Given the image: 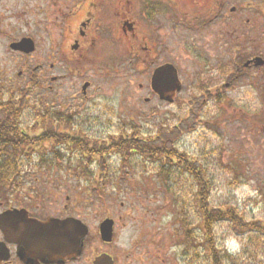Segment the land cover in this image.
I'll use <instances>...</instances> for the list:
<instances>
[{
  "label": "rangeland",
  "instance_id": "1",
  "mask_svg": "<svg viewBox=\"0 0 264 264\" xmlns=\"http://www.w3.org/2000/svg\"><path fill=\"white\" fill-rule=\"evenodd\" d=\"M223 3L217 24L204 29L197 24L193 29L191 23L175 22L170 36L164 32L162 38L160 32L155 41L148 37L137 46L132 42L135 37L119 35V28L109 22L94 43L96 53L86 73H66L58 65L50 70L55 62L43 33L35 37L38 50L27 58L13 55L2 37L0 83L26 95L23 129L35 124L32 109L43 106L70 119L69 125L61 123L59 132L85 139L90 147L136 134L143 140L165 141L203 168L212 184L211 209H234L246 223L264 227V67L253 65L255 56H264V41L244 38L247 28L237 20L250 17L244 1ZM234 6L236 13L230 11ZM49 30L57 38L58 31ZM25 31L20 26L13 36ZM132 46L138 51L143 46L138 58ZM37 64L43 65L40 72L33 70ZM165 65L174 67L181 84L171 102L159 99L150 86L153 71ZM84 82L90 83L86 96L81 92ZM217 95L224 98L222 103H217ZM50 126H40L39 131ZM64 154L63 160H55L51 146L44 144L23 156V187L0 188V205L24 208L39 217L72 216L93 229L109 217L115 223L119 251L134 252L138 247L144 264H189L194 251L200 257L194 264L210 263L203 232L194 235L193 252L184 249L174 207L161 182L149 176L152 173L122 170L120 187L100 197L86 192L89 181L74 176L75 152ZM40 155L54 166L42 162ZM109 163L118 167L116 157ZM226 166L234 168V177ZM188 211L189 230L195 231L196 213ZM213 227L218 250H225L238 264H264V234L239 231L226 223Z\"/></svg>",
  "mask_w": 264,
  "mask_h": 264
},
{
  "label": "flooded vegetation",
  "instance_id": "2",
  "mask_svg": "<svg viewBox=\"0 0 264 264\" xmlns=\"http://www.w3.org/2000/svg\"><path fill=\"white\" fill-rule=\"evenodd\" d=\"M240 1H244L243 7L251 12L249 19L244 15L241 16L243 18L237 16L241 25L247 28L244 38L264 41V0H238L239 4ZM223 6V0H0V38H6V46L13 55L27 58L38 50L35 37L43 33L51 43L48 55L55 62L48 66L50 70L60 67L66 73H86L88 65L92 64L89 59H93L96 53L94 43L105 31L103 27L110 25L109 22L119 28V35L135 37L132 42L137 46L138 42L148 41V37L155 41L160 32L162 38L164 32L170 36L169 29L172 27L170 31H173L175 22L182 26L191 23L193 29H197V24L203 29L217 24ZM191 9L197 10L195 14ZM236 10L235 6L230 9L232 13ZM20 26L26 27L25 34L13 36ZM41 26L44 27L40 29ZM49 27L58 31L57 38L53 37ZM24 39L32 42V52L11 49L12 44ZM136 46L132 48L137 51L134 56L138 58L143 46L137 47L139 51ZM255 57L253 65L264 67V56ZM42 69V64L33 67L36 72ZM54 80L56 78L51 79ZM85 84L88 86L84 91L82 87ZM83 86L81 92L86 96L90 83L84 82ZM0 218L3 223L0 229V264H144L138 247L134 252L133 248L128 253L119 251L115 244V223L109 217L105 219L114 223L110 241L102 240L99 225L93 229L81 221L87 227L81 243H78L72 223L69 222L60 232L57 224L52 222L76 219L72 216L39 217L24 208L17 210L6 206L0 210ZM46 223L50 224L48 229L42 226ZM63 233L70 238L67 239L69 241L61 242ZM146 259L150 262L151 258L146 256Z\"/></svg>",
  "mask_w": 264,
  "mask_h": 264
},
{
  "label": "trees",
  "instance_id": "3",
  "mask_svg": "<svg viewBox=\"0 0 264 264\" xmlns=\"http://www.w3.org/2000/svg\"><path fill=\"white\" fill-rule=\"evenodd\" d=\"M19 91L22 90L6 89L0 83V188L10 190L22 188L24 184L21 180L24 159L22 157H28L44 144H49L55 160H63L64 153L75 152L78 162L72 170L74 176L89 181L90 188L86 192L90 193L92 190L100 197L120 187L118 177L122 170L152 173L149 176L156 179L157 183L161 182L160 186L164 194L169 197L174 207V213L185 236L184 249L190 251L191 248L193 252L194 235L203 232L200 236L203 237L208 252L209 264H227V261L230 264H238L225 250L217 249L213 231V226L217 223H226L243 232L264 234V227L257 223H246L234 209L223 211L211 209L209 200L212 184L204 175L203 168L192 162L187 154L179 152L165 141L156 138L143 140L136 134L120 136L119 139L90 147L85 139L59 132L58 127L62 124L69 125L70 119L68 117L65 119L58 112L47 110L43 106L32 109L35 113L32 114L35 124L23 129L22 115L27 103L26 95ZM220 97L222 96L217 95V103H222L224 100ZM48 124L51 126L44 132L39 131L40 126ZM38 157L39 159L42 157V162L45 164L54 166L53 163H47L42 155ZM112 157L118 159L117 168L109 163ZM225 169L234 177V168L226 166ZM190 208L196 213L195 231L189 230L191 224L185 215L186 212H190L188 211ZM200 236L197 240L202 242ZM258 238L254 235L253 242L257 243ZM188 255L189 253L185 252V257ZM199 259L198 253L194 251L189 264L197 263Z\"/></svg>",
  "mask_w": 264,
  "mask_h": 264
},
{
  "label": "water",
  "instance_id": "4",
  "mask_svg": "<svg viewBox=\"0 0 264 264\" xmlns=\"http://www.w3.org/2000/svg\"><path fill=\"white\" fill-rule=\"evenodd\" d=\"M11 49L24 51L25 53H30L33 51V45L30 40H22L19 43L12 44ZM259 65V64H258ZM87 84H85L82 89L85 91L87 88ZM150 86L158 96L159 99L166 102H171L173 97L177 92L181 89V84L178 79V75L174 67L171 65L161 66L155 69L150 78ZM16 212V211H15ZM2 216V215H1ZM53 223L57 224L58 230L60 232L64 231V227L68 225V223H72L74 228L76 229V237H78V243H81L83 238L87 233V227L77 219H65L61 222L59 221H52ZM113 221L111 219H105L99 225V232L103 241H110L112 237V228H113ZM3 223L0 218V229L2 228ZM47 229L50 227L49 223L42 225ZM61 237V236H60ZM68 238L64 233L62 234L61 242L69 241Z\"/></svg>",
  "mask_w": 264,
  "mask_h": 264
}]
</instances>
